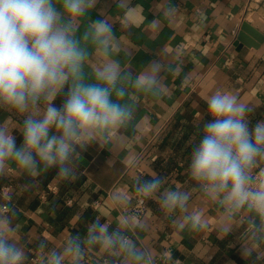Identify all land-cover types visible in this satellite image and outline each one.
I'll return each mask as SVG.
<instances>
[{"label":"crops","instance_id":"0c3cea01","mask_svg":"<svg viewBox=\"0 0 264 264\" xmlns=\"http://www.w3.org/2000/svg\"><path fill=\"white\" fill-rule=\"evenodd\" d=\"M97 18L113 25L111 58L122 73L134 79L158 61L160 87L142 93L124 85L131 120L107 143L87 146L75 179H58L55 169L38 177L14 168L0 175V219L11 225L26 264H46L74 235L83 245L81 264H125L119 253L87 243L95 221L147 249L152 264H264V222L246 209L231 212L188 174L189 154L208 118L204 97L212 91H232L253 107L250 123L264 120V0H96L80 33ZM245 24L262 39L257 47L238 40L242 33L256 43ZM89 54L91 74L98 57L91 48ZM4 120L18 130L23 117L0 111ZM151 176L163 180L161 192L189 194L184 212H166L157 196L136 192V181ZM193 213L206 227H191L185 217ZM243 246L254 249L252 258L242 260Z\"/></svg>","mask_w":264,"mask_h":264},{"label":"clouds","instance_id":"9594fccd","mask_svg":"<svg viewBox=\"0 0 264 264\" xmlns=\"http://www.w3.org/2000/svg\"><path fill=\"white\" fill-rule=\"evenodd\" d=\"M95 3L0 0V111L23 117L18 130L7 120L0 121V175L14 168L38 177L55 169L58 179H75L76 162L87 146L107 143L131 120L132 111L123 102L124 85L142 93L160 87L158 61L134 79L122 73L111 58L116 37L108 20L93 19L80 33V24ZM89 48L98 57L91 74L85 71ZM204 103L208 118L189 154V176L205 195L220 200L231 212L246 209L264 222V120L250 123L253 107L230 90L217 88ZM162 183L159 176L138 179L136 192L157 196L166 212H184L189 194L161 192ZM185 219L193 229L206 227L199 213ZM259 231L264 232V223ZM87 243L119 253L125 264H152L147 249L139 248L119 228L109 231L99 221L89 228ZM83 252L81 238L74 235L62 252L48 255L46 264H81ZM253 253L248 246L239 250L242 260ZM27 260L11 225L0 219V264Z\"/></svg>","mask_w":264,"mask_h":264},{"label":"water","instance_id":"95a60500","mask_svg":"<svg viewBox=\"0 0 264 264\" xmlns=\"http://www.w3.org/2000/svg\"><path fill=\"white\" fill-rule=\"evenodd\" d=\"M243 31L244 32L246 31L250 34H254V37H256V43L246 41V39L244 38V36L241 33L238 37V40L240 41L241 44H244L248 47H257L259 45V43L262 41V39L260 37H258V35L255 32H253L246 24L243 26Z\"/></svg>","mask_w":264,"mask_h":264},{"label":"built area","instance_id":"2783aa9c","mask_svg":"<svg viewBox=\"0 0 264 264\" xmlns=\"http://www.w3.org/2000/svg\"><path fill=\"white\" fill-rule=\"evenodd\" d=\"M49 190L52 191V190H54V188L50 187ZM3 211H7V206H4V207H3Z\"/></svg>","mask_w":264,"mask_h":264}]
</instances>
